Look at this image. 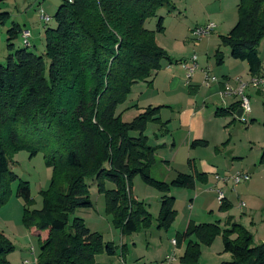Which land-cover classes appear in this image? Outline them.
<instances>
[{
	"label": "trees",
	"instance_id": "obj_1",
	"mask_svg": "<svg viewBox=\"0 0 264 264\" xmlns=\"http://www.w3.org/2000/svg\"><path fill=\"white\" fill-rule=\"evenodd\" d=\"M236 1L237 21L219 37L220 47L228 48L231 59L244 62L250 77L259 76L256 49L264 39V0ZM164 6L169 7V0H63L52 17L55 27L43 32L40 56L25 47L15 49L13 41L21 34L18 26L5 32L9 54L5 66H0V207L17 179L9 168L11 157L19 151L30 158L41 153L50 169L41 208L28 207L26 182L20 181L15 193L24 203L22 224L37 238L36 264H99L96 256L116 254L117 247L89 231L81 219L69 220L77 209L92 208L86 180L96 182L105 213L121 236L135 234L152 222L145 206L131 196L134 176L162 194L158 230L168 229L176 216L170 189L191 190L207 181V174L196 172L177 173L168 184L153 180L148 174L155 150L147 144L144 131L148 123H159L161 107H147L130 122H122L116 112L131 88L150 84L161 61L168 59L155 40L163 32L162 18L154 31L145 28ZM8 19L7 13H0V26ZM214 59L217 66L222 64L220 51ZM238 108L237 102L218 109L215 116L233 115ZM196 146L204 147L206 142L190 144ZM259 163L264 164V151ZM105 183L113 189L106 190ZM230 207L222 200L218 210ZM216 236L231 257L220 264H264V233L263 242L255 246L244 228L228 221L223 228L217 223L189 222L174 238L176 247L183 245L179 262L196 264L201 247L210 246ZM125 250L121 245V256ZM10 252L12 247L0 234V264H9Z\"/></svg>",
	"mask_w": 264,
	"mask_h": 264
},
{
	"label": "rangeland",
	"instance_id": "obj_2",
	"mask_svg": "<svg viewBox=\"0 0 264 264\" xmlns=\"http://www.w3.org/2000/svg\"><path fill=\"white\" fill-rule=\"evenodd\" d=\"M16 2L18 5H24L19 0H4V6H1L0 13H4L5 8L9 10V19L5 25L10 26L12 19L21 15L20 8L16 11L10 7L8 2ZM24 1V0H21ZM45 0H42V3ZM53 1H58L60 4L63 0H46V4L50 5ZM222 1H227L226 3ZM169 0V7L164 6L157 10L156 15L148 19L145 23V28L148 31H154L159 18H162L163 32L160 33L168 39L180 38L181 33L170 31V27L176 25L175 21L170 18V15L180 16V23L185 27L214 25L210 35L219 37L224 36L234 26L237 21L236 0ZM2 4V5H3ZM179 9V13L176 12ZM44 6L40 7L43 11ZM12 9V11H10ZM14 9V10H13ZM45 14V13H44ZM49 16V15H48ZM19 20V19H17ZM22 26V21H18ZM44 24V22H42ZM32 29L40 30L42 25L34 21ZM45 25V24H44ZM42 26V27H41ZM12 27V26H10ZM8 27V28H10ZM55 22L53 18L45 25V28H54ZM8 28H6L8 30ZM29 29V27H27ZM4 30V26H0ZM35 30V31H36ZM6 33L0 31V66H5L6 57L9 52L6 50ZM33 39V38H32ZM171 41V40H169ZM264 41V40H263ZM261 42L257 47V55L261 62V70L264 75V42ZM35 46L26 48L34 55L40 56L44 51L43 39L33 41ZM186 44L193 47L195 43L186 41ZM197 44V43H196ZM15 49H23L21 34L13 41ZM261 46V49H260ZM223 49L225 47H222ZM227 49V48H226ZM193 49L189 48V54ZM195 56V55H194ZM196 57V56H195ZM246 68V64H241ZM246 70H243L242 81H248ZM248 89V90H247ZM245 95L247 96L250 114L243 116V120L235 117L218 119L212 124L213 130L223 131L224 126L229 122L234 121L228 126V131L220 133V137H210V143L206 147L196 146L193 149L179 147L176 150L159 151L155 155V163L149 169V176L158 182L170 183L176 176L177 172L182 174H200L207 173L206 183H196L191 190L187 189H170L168 196L175 199L174 210L176 212L175 219L172 225L166 230H158L157 217L160 209L161 193L154 187L145 184L140 176H134L130 183V192L132 198L142 203L148 214L152 218L150 227L141 228L135 234L121 236L118 229L113 225L111 217L105 213L103 195L98 193L97 185L94 180H86V186L89 191V201L92 208L77 209L69 218L81 219L86 228L94 233L99 234L105 243H112L119 250L121 245H124L127 253L125 254L126 263H146V264H162L165 257L173 254L175 261L171 264H182L179 262V257L182 254V244L178 247H172L171 241L174 240L176 233L183 232L188 221L196 224H214L217 223L220 228L225 227L226 221L236 223L244 228L251 236L253 245H260L263 242L264 233V164H260V157L264 151V92L258 93L247 88ZM129 95L126 101L118 106V110L129 104ZM198 107L202 106L199 101ZM142 111H130L124 113L121 117L122 122H130L134 116H137ZM168 115V114H164ZM158 124V123H157ZM157 124L152 122L146 125L144 136L147 138L149 146L157 144L155 134L157 133ZM209 126V125H208ZM21 128L20 131H24ZM172 133L176 134V141L183 137L184 133L177 131L172 125ZM134 135V134H133ZM174 137V136H173ZM170 138V137H169ZM27 142L35 143V140L25 138ZM220 145H213L220 142ZM227 141L226 145L223 143ZM180 144V143H179ZM192 164L189 166L188 162ZM192 167V168H190ZM10 171L16 176V181L11 185L10 196L0 207V234L9 242L12 247V252L8 253L6 260L9 264H20L24 259H32L29 253L30 247L34 250V256L38 255L37 238L22 224L23 201L16 196V189L20 181L28 184L31 203L28 207L31 210L41 208V192L48 188L50 169L46 167L43 155L38 153L34 157H29L25 151H19L13 155L9 163ZM246 173L250 180L246 183H241L232 189L230 183L218 185L212 180L213 176L218 178H228L236 173ZM208 176L209 181H208ZM215 178V177H214ZM221 189L224 198L231 204L227 210L219 211V203L216 200L214 189ZM106 190H112L113 185L105 183ZM245 205L240 208V204ZM121 242V243H120ZM120 251V250H119ZM100 260V259H98ZM231 257L228 253L223 252L222 240L220 236H216L210 246L201 247L200 257L196 264H220L229 262Z\"/></svg>",
	"mask_w": 264,
	"mask_h": 264
},
{
	"label": "crops",
	"instance_id": "obj_3",
	"mask_svg": "<svg viewBox=\"0 0 264 264\" xmlns=\"http://www.w3.org/2000/svg\"><path fill=\"white\" fill-rule=\"evenodd\" d=\"M41 1L42 0H19L21 4H24L23 6L18 5L15 1L8 2L9 6L13 7L16 11H19L20 8L23 7V10H21L20 12L21 15L16 16V18L14 17L10 22V26L16 25L20 28L21 32H29L30 47L35 46L33 41H36V39H43V32L45 30L43 27H45V25L42 23L38 16V10H40V7L44 6L43 12L47 16L49 15V17L52 19L57 7L60 5L58 1H53L50 5L46 4V0L40 3ZM222 2L226 3L227 1ZM3 3H0V9L1 6H4ZM196 3L199 4L201 2L198 3L197 0ZM179 9H181L180 6H178V10H176L177 13H179ZM3 11H6L4 13H7L9 15L8 9L5 8ZM10 11H12V9H10ZM169 17L172 18V20H174L176 23L175 26L169 28L170 31H172L173 33L177 32L178 34L181 33L180 38L168 39L165 36L167 30L164 32V35H155L157 45L162 50H164V52L168 56V59L161 61L160 70L157 71L151 78L150 84L137 83L131 88L128 99V106L123 107L122 110H118V114L121 113L122 117L124 113L130 111H143L147 107H161L157 116L159 123H156L158 126L156 130L157 133L155 134L157 144L155 146H150L154 148L155 155L161 150L164 151L168 149L169 151H174L179 145H182L179 147L193 149L190 147V144L193 141H204L206 142V146H208L211 141L210 137L216 136L217 138H219L221 135L220 133H223L224 135V133L228 131V126L234 121H231L227 125H225L223 127L224 130L220 132L218 130H216L215 132L213 130L214 125L208 124V126L207 123L214 122L220 118L224 119L230 116L235 117V114L215 116V112L218 109H228L229 106L238 102L237 97H221L220 92L226 85H230L231 87L236 88L238 85L237 81H242L243 79V70H246L247 68V66L246 68L242 67L241 64H243L244 62H239L231 59L229 56L228 48L223 49L222 47H220L219 39L215 36L209 34L205 38H202L199 41H195V39L191 35V32L194 28L199 26L192 27L187 25L185 27L180 23V16L170 15ZM36 20L40 25L43 26H41L42 29H32V27H35L33 23ZM18 21H22V26L19 25ZM10 26L6 24L4 25V30L0 29V31H3V33H5L7 31L6 28ZM27 27H29V29ZM187 40L195 43L193 47L186 44ZM263 40L264 39H262L261 42ZM189 48L193 49L190 54L188 52ZM216 51H220L223 56V62L220 66H217L215 63L214 55ZM194 55L196 56L197 69L189 79H186V71L183 69L182 64H190V58ZM246 74L248 75L249 79L250 76L248 74V71L246 72ZM205 75L214 78L215 81L209 83L208 85H205ZM259 76L264 78L262 70L260 71ZM242 82L247 83L248 81ZM247 88L250 87H246L244 89V93ZM251 90L261 94L264 92V89L262 88L258 90H254L251 88ZM199 101L202 103V106L198 107L197 104L199 103ZM165 113L168 115H164ZM172 125L178 132L181 131L184 133V136L178 138L177 141L176 134L172 133ZM219 143H222V140L220 142H216V144L213 145H220ZM227 143L228 142L225 141L223 145H226ZM201 173L207 174L206 172ZM214 177L216 176H213L212 180L214 182H217L221 187L223 185H226L227 183L231 184L230 181L226 183L216 181ZM209 179L211 178H209L208 176V181ZM235 187L232 186V189H234ZM224 200L228 201L227 198H225ZM189 222L191 221H188L187 224ZM28 232L30 235H33L32 230ZM171 246L176 247V245L173 246L172 243ZM119 250L116 249V254L112 257L106 255H98L96 256L95 260L99 264H120L119 257L121 256V253ZM126 253L127 250H125V254ZM122 257L123 261L126 263L125 255ZM134 264L146 263L139 262Z\"/></svg>",
	"mask_w": 264,
	"mask_h": 264
},
{
	"label": "built area",
	"instance_id": "obj_4",
	"mask_svg": "<svg viewBox=\"0 0 264 264\" xmlns=\"http://www.w3.org/2000/svg\"><path fill=\"white\" fill-rule=\"evenodd\" d=\"M38 16L40 18V20L42 22H44L45 25H47L50 21L51 18L49 16H47L46 14H44L43 11L38 10ZM214 29V25L211 23H208L207 25L203 26V27H196L192 30L191 35L192 37L195 39V41H199L202 38H205L206 36H208ZM29 38H30V34L27 31H22L21 32V41H22V45L25 48L30 47V42H29ZM183 69L186 71V79H189L192 74L194 73V71L197 69V64H196V57L192 56L190 58V64H182ZM215 79L209 77L208 75H205L204 78V83L205 85H208L211 82H214ZM238 85L236 88L231 87L230 85H226L224 86L223 90L220 92V96L221 97H225V96H235L238 99V103H239V109H241V116L238 119L243 120V116H248L250 114V107H249V102L247 99V96L244 93V89L246 87H250L254 90H258L260 88L264 89V78L260 77V76H251L248 79L247 83H243L242 81H237ZM243 122L247 123L245 120H243ZM216 181H221V182H228L230 181L232 186L235 187L241 183H246L250 180V177L248 174L246 173H236L234 175H232L231 177H224V178H218L215 177ZM215 194H216V200L218 201V203H220L222 200H224V195L221 191V189L217 188L214 189ZM240 208H244L245 205L243 203H241ZM173 246H175V242L172 241L171 242ZM29 252L31 254L32 259H24L20 262V264H36V256H34V250L32 247H30ZM123 257L120 256V264H125L123 259ZM175 261V258L172 255H170L169 257H165L162 260V264H171L172 262Z\"/></svg>",
	"mask_w": 264,
	"mask_h": 264
},
{
	"label": "water",
	"instance_id": "obj_5",
	"mask_svg": "<svg viewBox=\"0 0 264 264\" xmlns=\"http://www.w3.org/2000/svg\"><path fill=\"white\" fill-rule=\"evenodd\" d=\"M236 118H240L241 116V109H237L236 113H235Z\"/></svg>",
	"mask_w": 264,
	"mask_h": 264
}]
</instances>
